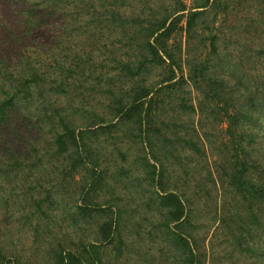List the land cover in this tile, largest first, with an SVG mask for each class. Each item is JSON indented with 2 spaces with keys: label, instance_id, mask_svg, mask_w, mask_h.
<instances>
[{
  "label": "trees",
  "instance_id": "obj_1",
  "mask_svg": "<svg viewBox=\"0 0 264 264\" xmlns=\"http://www.w3.org/2000/svg\"><path fill=\"white\" fill-rule=\"evenodd\" d=\"M249 2L264 17V0H198L191 9L183 0H0V8L18 7L21 19L10 24L0 20V195L16 181L14 188L31 186L28 201L35 211L26 212L23 220L31 229L35 215L38 221L42 217L44 230L34 225V239L46 232L41 240L47 247L53 245L54 219L42 205L52 209L54 196L71 189L69 182L76 185L75 218L96 225L94 238L80 237L74 249L54 239L51 264H102L105 245L122 255L120 212L110 203L109 189L122 187L120 175L126 173L119 168L111 186L91 138L116 139L112 133L121 130L127 145L133 141L140 146L141 156L128 168H136V183L152 189L150 200L162 218L157 229L180 253L182 264H203L186 229L189 199L176 180L172 189L166 184L168 168L182 165V151L200 153L182 119L191 114L198 113L200 128L210 119L226 126L234 161L221 179L247 203L249 225L259 226L253 207L264 208V87L254 95L242 85V75L220 67L218 39L211 33L219 17ZM178 36L184 37V46ZM76 40L77 48L66 46ZM43 54L50 60L47 65L38 63ZM184 86L199 95L196 106ZM95 87L99 96L105 95L111 119L78 124L71 118V105L85 113ZM60 100L67 107L60 108ZM191 131L197 135L195 127ZM8 210L0 218V264H21L9 260L11 233L3 224L12 221L14 212ZM245 219H232L239 244H244Z\"/></svg>",
  "mask_w": 264,
  "mask_h": 264
},
{
  "label": "rangeland",
  "instance_id": "obj_2",
  "mask_svg": "<svg viewBox=\"0 0 264 264\" xmlns=\"http://www.w3.org/2000/svg\"><path fill=\"white\" fill-rule=\"evenodd\" d=\"M183 2L191 9L197 5L198 0ZM4 8L7 9V15H3ZM17 10L18 7L11 10L8 7H1L0 20H4L6 24L21 21ZM1 32L0 29V43ZM211 33L218 39V52L222 59L220 67L225 68V71H234L235 74L242 75V85L249 88L252 94L260 92V88L264 87V17L257 6L249 2L236 11L219 17ZM184 41L183 36L177 37V42H181L183 46ZM79 44L76 40L66 46L73 50ZM103 45L109 46V42L104 40ZM206 46V51H209L208 44ZM26 50L29 51L31 59L36 57L29 46ZM39 56L38 63L44 62L46 65L50 63L46 55ZM152 78L153 81L158 79ZM184 88L189 102L196 106L199 95L188 86ZM90 94L91 100L83 107L85 113L80 112L81 106L71 105V118L78 124H82L83 120L91 123L98 122V118H104L106 121L111 119L105 104V95L99 96V89L96 87ZM59 105L60 108L67 107L65 100H60ZM184 118L182 119L188 134L194 139L200 153L190 149L182 151L181 155H178L182 165L168 168L169 179L166 180V184L168 189H172L173 181L176 180L179 190L189 199L187 209L190 219L186 229L192 234L191 240L197 247L194 249L195 255L203 264H264V208L253 207L260 224L249 225L247 203L234 196L224 179H221L223 170L229 168V162L234 161L233 141L225 132L226 126L220 124L217 119H210L200 128L197 125L198 113ZM193 127L197 130V135L192 133ZM122 132L121 130L112 133L116 139L107 138L105 135L91 137L93 147L101 155L100 160L103 163L101 166L105 167L108 183L113 186V182L118 180L119 168L124 169L126 173L120 175L124 184L122 187L118 185L113 186V190L109 189V192L113 193V201L110 203H115L119 208V222L125 246L119 257L111 252V246H102L101 251L104 255L102 264H182L180 253L172 245H167V237L156 227L162 218L156 211L155 203L150 200L153 197L151 187L141 182L136 183L134 181V177L137 176L136 168H128V162L131 163L137 156H141L140 146L135 145L133 141L127 145ZM119 151L125 158L119 156ZM78 179L79 176H75V181ZM17 184L18 181L13 186ZM68 184L71 189H66L68 191L64 190L63 193L60 191L59 196H54L55 203L52 209L48 210L46 203L42 205L43 210L54 219L51 228L53 238L50 240L53 245L50 247L41 240L46 236V232L40 231L37 234L38 243L34 239V225L44 230L42 217L38 221L35 215L31 220V229L23 220L26 212L35 211L28 201L31 200L30 195L33 192L31 186L25 184L22 188H5L2 191L0 218H3L2 212L6 209L14 212L12 221L3 224L6 233H11L10 261L17 259L21 264H51L55 240L63 242L67 248L74 249L73 244H76L80 237L86 241L94 238L96 225L93 221L85 224L78 222L74 216L77 196L74 195L73 188L76 185L73 182ZM38 197L43 198V195H37L36 198ZM234 216L246 218L244 221L247 224V231L242 233L244 244L241 242L239 244L238 239L236 240L238 234L232 232ZM73 219L75 223L71 222ZM6 239L9 240V236ZM10 253L7 256H10Z\"/></svg>",
  "mask_w": 264,
  "mask_h": 264
}]
</instances>
